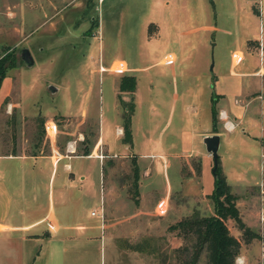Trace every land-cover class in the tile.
Here are the masks:
<instances>
[{"label": "rangeland", "instance_id": "obj_1", "mask_svg": "<svg viewBox=\"0 0 264 264\" xmlns=\"http://www.w3.org/2000/svg\"><path fill=\"white\" fill-rule=\"evenodd\" d=\"M252 1L237 0L232 4V0H106L102 4L99 0H0V58L6 52H12L17 57L16 64L8 69L0 86V105L9 93L11 96L6 99H13L15 103L12 108H9V102L4 103L0 109V151H7L11 146L15 130L17 146L30 148L33 145V129L38 131L42 121L51 117L61 121L60 134L66 130H75L76 134L81 130L85 132L90 145L97 137L101 122L107 138L113 139L116 123L124 122L129 113H132L135 122L139 144L142 133L151 130L155 138L159 135L164 139L156 150L179 151L186 145L183 132L191 131L194 138L196 129V142L203 146L198 130L209 125L211 107L220 105L216 85L220 50L226 49L227 44L229 48L233 39V35L222 31L221 27L233 28L237 17L239 27L255 28L258 24L255 15L258 13L254 14ZM182 4L186 7H182ZM236 9L240 11L237 16ZM253 15L254 19H251ZM154 17L173 23L168 29L173 33L170 39L156 43L146 41L143 20ZM206 23L213 24V28L203 26ZM25 47L31 50L35 59L32 65L26 64L22 58ZM169 50L178 53L175 64L168 62ZM115 59L127 60L131 66L148 65L143 70H130L122 75L131 74L135 75L136 80L139 79L143 102L138 105L134 103L133 109L129 108L133 92L129 91L128 98L124 97L125 90L120 86L123 77L119 78L115 71H111L110 65ZM119 60L115 63L121 62L127 68V64ZM185 72L186 76L183 77L181 74ZM174 75L176 81H172ZM152 80L156 82L153 94L158 92L163 99L157 104L159 112L153 111L148 101L153 96ZM52 84L57 87L55 92L50 87ZM12 87H15L13 93ZM176 95L182 99L171 102V97ZM14 108L15 114L12 115ZM14 116L18 118L17 121L12 119ZM79 117L88 121L77 130L75 126ZM49 125L51 129L54 128L52 121ZM69 137L71 135L63 133L60 140L66 141ZM81 141L78 145L82 144ZM205 151L208 152V149ZM229 151L223 139L219 154L226 159ZM254 153L259 160L257 167L255 165L258 182L254 184L259 187L251 185L241 188L244 184L239 183L238 188L234 184L233 188L243 195V209L245 204L250 208V222L258 236L244 243H248L252 264H261L258 214L261 204L256 200L262 195L261 188L264 187V157L260 148H255ZM115 158L119 160L116 162V174L133 189L132 157ZM170 158L167 171L172 181L178 180L177 167H181V174L185 176V191L189 192L186 197L182 189L180 191L176 187L168 210L154 220L158 228L142 231V234H153L160 264H181L178 248L190 245L193 240L183 232L181 235L178 229L172 231L169 226L186 217L214 212L213 199L203 192V188L213 189L211 178L214 179L215 174L213 169L204 173L196 157ZM75 160L85 174H89L88 182L92 181L84 184L83 191L89 197L84 202L83 213L94 222L99 220L101 208L108 201L100 182L102 165L100 159L93 156L76 157ZM243 164L244 161H240V165ZM165 171L166 168H163L159 174L154 169L157 188L162 189L166 184L163 183ZM126 194L129 196L127 191ZM59 206L60 200L57 198ZM92 210L97 214H92ZM137 223L138 227L135 225ZM141 223L146 226L149 221L138 217L130 223L119 224L112 232L110 229L101 232L102 244L101 240L97 242L96 264H110L109 242L114 231L116 234L139 235L137 228H141ZM228 223L233 231L239 229L233 218ZM240 237L243 238L242 231ZM32 242L27 254L30 261L40 247ZM39 260L35 263L31 261V264H39ZM206 260V253L202 252L197 264H206ZM138 263V260H133L131 264Z\"/></svg>", "mask_w": 264, "mask_h": 264}, {"label": "crops", "instance_id": "obj_2", "mask_svg": "<svg viewBox=\"0 0 264 264\" xmlns=\"http://www.w3.org/2000/svg\"><path fill=\"white\" fill-rule=\"evenodd\" d=\"M105 1L99 0L102 4ZM236 1L232 0V4ZM251 3L254 14L258 13L255 15L258 21L255 28L239 27L237 17H235L233 28L221 27L222 31L233 35V39L229 48H227V44L226 49L220 50L219 73L216 79L220 94L218 101L220 105L216 109L219 113L223 110L234 122V127L226 128L223 119L220 116L218 118L220 145L223 144L224 139L228 150L230 149L226 159L219 154L220 164L233 192H235L233 184L238 188L239 183H243L244 185L241 187L243 188L258 182L255 171L259 160L254 149L260 148L262 157H264V0H253ZM182 7H186V5L182 4ZM235 13L236 16L239 15V9H236ZM251 19H254V15ZM170 23L164 18L156 17L143 20L142 29L146 41L156 43L160 40L170 39L173 35L168 30ZM171 24L173 26V23ZM203 26L213 28L211 23H206ZM167 54H172L174 57L173 61H168L171 64L178 61L176 51L169 50ZM118 60H113L110 68L111 71H115L119 75V78L130 70H143L148 66H131L127 60L121 59L119 61H124L127 68L119 70L115 63ZM159 61H154L152 64ZM124 70L127 71L124 72ZM181 75L185 77L186 72ZM172 79V81H176L177 78L174 75ZM151 85L153 94L156 82L152 80ZM14 89L15 87H12L11 93L14 92ZM140 91V83L137 79L136 89L132 95L135 105L143 102ZM127 93L130 92L124 91L123 95L128 98ZM8 96H11L10 93L6 97ZM180 99L182 98L177 95L172 96L171 102L176 103ZM161 100L163 101L158 92L148 98L153 106V111L159 112L157 104ZM4 102L0 105V109ZM8 102L9 108L15 105L13 99H9ZM211 111L212 117H210L209 125L204 126L203 130H198L201 132L204 148L196 142V129L194 138L191 131L183 132L186 145L179 151L156 150V147H160L164 139L159 135L155 138L153 132H150L151 130L142 133V141L139 144L137 129L132 117L131 141L125 139V132L124 134L117 132L118 127H124V122L116 121L113 139L107 138L105 126L101 122L94 143L90 145L88 141L89 153H84V148L87 145L85 143L86 136L85 132L78 130V127L88 120L79 117L75 126L78 130L77 133L74 134L75 130H66L63 133L69 134L71 137L63 141V139L60 140L63 133L60 134L58 131L61 121L51 117L45 119L46 123L50 120L54 124V128H48L47 132L51 141L49 152L33 154L26 152V148H19L20 151L17 154L0 151V264H31V261L35 263L38 258L40 259L39 264H96L97 242L101 240L100 244H102L100 233L107 229L112 232V229L115 230L119 224L130 223L138 217L149 221L146 226L141 223V228H137V231H140L139 235L116 234L115 231L111 234L110 264L119 262L131 264L133 260H138V264H160L159 255L154 246L153 234L150 232L142 234V231H153L154 228H158L154 220L158 219L159 214L166 213L176 187L180 191L182 189V193L186 197L189 192L185 191V176L181 174V167L180 169L177 167L178 180L172 181L167 171L171 156L198 158L204 173L213 169L214 159L209 151H205L207 148L204 141L206 135L214 133L212 131L213 107H211ZM222 134H224V138ZM80 141L82 144L78 145ZM92 156L100 159L102 165L100 182L105 195H108V201H105V205L101 208L99 220L94 222L91 219L88 220L83 213L84 202L89 197L83 188L84 184L88 182L89 174H85L84 170L80 168L82 166L78 165L75 160L76 157ZM118 156L132 157V190L125 180L116 174V162L119 160L115 157ZM240 161H244L243 166L240 165ZM135 166L139 168V178H135ZM189 167L191 168L190 165ZM163 168H166L165 180H163V183L166 182V184L161 189L156 187L154 169L161 174L160 171ZM211 179L215 186V176L214 179ZM188 181L190 182V180ZM213 189L204 187L203 192L213 199L211 197ZM262 190L264 187L261 188L262 195L259 196V200H256L261 205L264 195ZM236 194L241 216L254 230L250 222V208L248 204H245L243 209V195ZM57 198L60 200L59 207H57ZM140 222L143 221L140 220ZM135 225L138 227L139 223ZM259 227L261 230L260 220ZM231 230L234 234L241 235L239 229ZM144 240L149 242L150 247L146 245L143 249H137L135 245ZM32 241H34V246L40 245V247L35 251L36 253L30 261L27 254ZM247 244L242 243L239 255L244 257L246 264H252V254L247 248Z\"/></svg>", "mask_w": 264, "mask_h": 264}, {"label": "trees", "instance_id": "obj_3", "mask_svg": "<svg viewBox=\"0 0 264 264\" xmlns=\"http://www.w3.org/2000/svg\"><path fill=\"white\" fill-rule=\"evenodd\" d=\"M16 59L17 57L13 56L12 52H6L0 58V86L4 77L8 73V69L16 64ZM122 77L120 84L121 89L125 91H135L137 84L135 75L126 74ZM8 101L9 98H7L4 103H8ZM130 107L132 109L134 108L133 99L131 100L129 108ZM15 110L16 108H14L12 115L15 114ZM12 119L17 121L18 118L14 116ZM131 123L132 113H129L124 120L125 139L127 141L132 140ZM44 125L45 119L42 121V127L38 131H35V128L33 129L31 139L33 145L30 146V148L25 149L26 152L39 154L50 151L51 141L50 137L47 136V130ZM212 131H219L218 111L215 106H213ZM9 140L8 144H10ZM11 140V146H9L8 150L4 152L17 154L20 150L17 146L16 130L14 131ZM85 143L87 145L84 148V153H89L90 146L87 137H85ZM214 174L215 186L211 193V197L215 203L214 213L205 216L186 217L169 226L172 231L178 229L181 235L184 233L183 235L189 236L193 240L190 245L178 248L182 257L181 264H197L202 252L206 253V264H236V257L241 251L242 243L244 241L248 242L252 238L258 236L257 232L252 230L241 216L240 208L237 204L238 195L233 192L226 175L222 171L220 157ZM135 175V178H139V168L137 166H135ZM230 218H233L236 221L237 227L242 231L243 238L232 232L228 223ZM146 245H149L150 247L147 240L135 245V247L137 249H143Z\"/></svg>", "mask_w": 264, "mask_h": 264}, {"label": "built area", "instance_id": "obj_4", "mask_svg": "<svg viewBox=\"0 0 264 264\" xmlns=\"http://www.w3.org/2000/svg\"><path fill=\"white\" fill-rule=\"evenodd\" d=\"M169 55V60L173 61L174 57L172 56V54H167ZM117 69L119 70H123L125 67V65L123 63H118L117 64ZM220 118L223 119L224 122V126L226 128H232L234 127V122L226 115V113L221 110L219 113ZM50 128V125L46 123V129ZM117 132L119 134H124L125 130L124 127H118L117 128ZM262 192H264V190H262ZM262 202L263 204L261 205L260 209H259V220L261 222V234H260V244H261V249H260V256H261V264H264V195L262 197ZM93 214H97V212L95 210L92 211ZM103 216V213L101 214ZM236 264H246L245 259L242 255H238L236 257Z\"/></svg>", "mask_w": 264, "mask_h": 264}, {"label": "water", "instance_id": "obj_5", "mask_svg": "<svg viewBox=\"0 0 264 264\" xmlns=\"http://www.w3.org/2000/svg\"><path fill=\"white\" fill-rule=\"evenodd\" d=\"M22 58L28 65H32L35 62L31 50L28 47L22 49ZM50 87L54 92L57 90V87L53 84ZM204 141L206 143L208 151L212 154L214 158L215 164L213 166V171L215 172L218 166L221 136L218 132H214L213 134L206 135L204 137Z\"/></svg>", "mask_w": 264, "mask_h": 264}]
</instances>
